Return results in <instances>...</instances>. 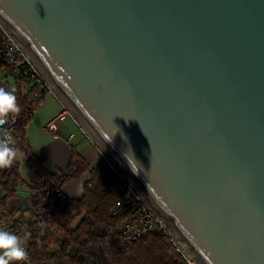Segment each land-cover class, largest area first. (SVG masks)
Instances as JSON below:
<instances>
[{"label": "water", "instance_id": "obj_1", "mask_svg": "<svg viewBox=\"0 0 264 264\" xmlns=\"http://www.w3.org/2000/svg\"><path fill=\"white\" fill-rule=\"evenodd\" d=\"M0 22L201 264H264V0H0Z\"/></svg>", "mask_w": 264, "mask_h": 264}, {"label": "trees", "instance_id": "obj_2", "mask_svg": "<svg viewBox=\"0 0 264 264\" xmlns=\"http://www.w3.org/2000/svg\"><path fill=\"white\" fill-rule=\"evenodd\" d=\"M5 39L0 34V68L14 78V85L0 79V88L12 91L20 106L39 109L43 92L30 82L22 86L17 72L2 56ZM29 118L18 129L21 143L16 146L30 162L26 182L32 191V206L11 211L9 200L17 196L23 181L21 164L14 162L7 171L0 169V227L21 237L35 264H183L171 254L168 240L160 233L131 239L120 231V222L129 215L122 211L114 215L122 193L111 174L100 175L73 147L72 159L66 171L49 172L37 158L26 133ZM85 174L81 199H72L64 192L71 180ZM76 247L75 253L72 249ZM23 264H27L25 261Z\"/></svg>", "mask_w": 264, "mask_h": 264}, {"label": "built area", "instance_id": "obj_3", "mask_svg": "<svg viewBox=\"0 0 264 264\" xmlns=\"http://www.w3.org/2000/svg\"><path fill=\"white\" fill-rule=\"evenodd\" d=\"M0 34H2L5 39V46L1 51L2 56L10 67L17 72L18 77L21 79L22 86L30 82L32 86L40 88L43 92L44 102L50 97L59 96L56 88L42 71L41 67L32 58L27 49L1 22ZM20 109L21 111L10 117L9 123L4 126V129L7 131L0 130V137L5 135L10 137L14 147L21 143L18 129L25 120L33 118L38 111L37 108L30 105L22 106ZM72 113L74 112L68 105L67 112L61 115V117L63 118L65 115H71ZM58 121L59 118L49 125V130L55 133V136H58ZM85 133L88 137L93 139L87 129H85ZM23 156L27 159L25 154H23ZM109 174L115 178L116 185L122 193L121 202H119V207L115 210L114 215L122 211H129V215L120 222V231L124 236L131 239H140L151 233H160L168 240L171 254L179 257L183 264H201L190 247L181 239L178 233L160 217L154 208L147 202L143 193L129 180L122 169L112 159H109ZM23 246L28 253V258L25 262L27 264H35L30 258L27 246L24 244Z\"/></svg>", "mask_w": 264, "mask_h": 264}, {"label": "crops", "instance_id": "obj_4", "mask_svg": "<svg viewBox=\"0 0 264 264\" xmlns=\"http://www.w3.org/2000/svg\"><path fill=\"white\" fill-rule=\"evenodd\" d=\"M67 106V103L60 96L50 97L41 105L26 126V133L35 155L43 162L44 167L49 172L66 171L72 159L74 147L100 175L108 174L109 156L97 142L86 135V128L80 119L74 113L61 117L67 112ZM58 118L59 131L58 136H55V133L49 130V125ZM16 162L21 164L23 181L17 196L9 200L11 211L32 206L33 193L24 183L28 178L30 162L25 159L22 153ZM9 168L1 170L7 171ZM88 179L89 175L85 174L80 179L69 181L64 186L65 194L72 199H81ZM4 195L5 192L0 187V197H4Z\"/></svg>", "mask_w": 264, "mask_h": 264}, {"label": "clouds", "instance_id": "obj_5", "mask_svg": "<svg viewBox=\"0 0 264 264\" xmlns=\"http://www.w3.org/2000/svg\"><path fill=\"white\" fill-rule=\"evenodd\" d=\"M21 111L17 97L12 91L0 88V130L9 123V118ZM20 150L11 143L8 136L0 137V169L8 168L17 161ZM28 253L20 236L0 229V264H23Z\"/></svg>", "mask_w": 264, "mask_h": 264}, {"label": "rangeland", "instance_id": "obj_6", "mask_svg": "<svg viewBox=\"0 0 264 264\" xmlns=\"http://www.w3.org/2000/svg\"><path fill=\"white\" fill-rule=\"evenodd\" d=\"M0 79H1L2 81H4V82H8V83H11V84L14 85V78L12 77V75L9 74L8 71H6V70H4V69H2V68H0ZM82 125H83V124H82ZM83 126H84V125H83ZM92 138H94V137L92 136ZM93 140H94V139H93ZM94 141H95V140H94ZM95 142H96V141H95ZM101 146H102L104 152L109 156V159H112V158H111L112 155L108 152V150H107L103 145H101ZM76 250H77V248L74 247L71 251H72V253H75Z\"/></svg>", "mask_w": 264, "mask_h": 264}]
</instances>
